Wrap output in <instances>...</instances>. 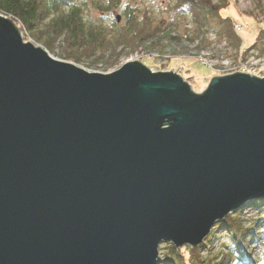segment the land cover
I'll return each instance as SVG.
<instances>
[{
	"label": "water",
	"instance_id": "1",
	"mask_svg": "<svg viewBox=\"0 0 264 264\" xmlns=\"http://www.w3.org/2000/svg\"><path fill=\"white\" fill-rule=\"evenodd\" d=\"M261 198L264 76L88 72L0 14V264H158Z\"/></svg>",
	"mask_w": 264,
	"mask_h": 264
},
{
	"label": "rangeland",
	"instance_id": "2",
	"mask_svg": "<svg viewBox=\"0 0 264 264\" xmlns=\"http://www.w3.org/2000/svg\"><path fill=\"white\" fill-rule=\"evenodd\" d=\"M218 1L222 2V0H213V2ZM105 2L106 0H85L82 13L87 23L109 26L111 18L115 15H122L123 8L130 5L137 8L138 12L147 10L154 21L162 23V27L166 26L171 30L175 28L173 36L180 38L177 41L166 39L156 41L160 37L158 36L148 39L132 50L119 47L120 56L113 64H108L105 59L95 61L93 58L86 57L76 61L64 56L60 41H56L50 47L43 40L35 39L33 35L20 28L19 24L13 22L19 28L24 42H31L44 49L54 59L69 62L88 72L110 73L126 62L138 60L152 72L172 70L178 73L195 92H202L214 76L237 71L264 76V56L258 55L255 51L256 48L252 49L251 47L253 44L259 45L256 42V37L258 24L264 23V0H228V7L220 12L222 16L231 17L239 25L240 31L238 33H241L242 45L238 51L234 49V46H228L225 38L219 41L216 31L220 25L216 20L210 19L208 26L204 28V34H200L188 16H181L176 13L177 16L171 17L172 15L161 11L158 7L155 10L153 0H120L116 9L100 10L98 5H103ZM159 2L160 0H157V4ZM174 2L175 0H161L160 3L162 4L159 3V5L164 3L169 9L174 10ZM170 12L174 15L173 11ZM185 29H189V33ZM186 36L188 39L185 40ZM189 37H192L193 40L190 41ZM242 53L248 54L244 60H242ZM256 54L257 56H255ZM262 209L263 207L260 209L253 206L245 207L240 211V218L235 217L236 226L234 229L236 228L237 231H234L238 238L230 244L233 250L238 253L237 257L241 255L248 262L259 261L264 258V221L259 225H254L256 221L264 220ZM244 233L245 235H243ZM254 235L258 237L250 242L251 236ZM167 243L169 242H160L158 246V264H174L167 263L164 259ZM228 243L225 229H218L211 242L201 247L199 251L200 260L205 264L208 260L221 256V253L228 251ZM239 262L240 260L236 261L237 264Z\"/></svg>",
	"mask_w": 264,
	"mask_h": 264
},
{
	"label": "trees",
	"instance_id": "3",
	"mask_svg": "<svg viewBox=\"0 0 264 264\" xmlns=\"http://www.w3.org/2000/svg\"><path fill=\"white\" fill-rule=\"evenodd\" d=\"M119 4L120 0H106L105 4L98 5V8L103 11H110L116 9ZM84 5L85 0H0V14L9 17L19 24L20 28L33 35L35 39L43 40L50 47L56 41H60L64 56L76 61L86 57L93 58L95 61L105 59L108 64H113L120 56L119 47L132 50L148 39L158 36L160 37L156 41L161 39L177 41L180 38L173 36L175 28L171 30L166 26L162 27V23L154 21L147 10L138 12L137 8L130 5L123 8L122 15L112 17L109 26L87 23L82 13ZM227 7L228 0H222V2L175 0L174 10H171L174 16H177L176 13L181 16H188L200 34H204V28L208 26L210 19L216 20L220 25L216 31L219 41L225 38L227 45L234 46V49L238 51L242 45L241 33L234 30V21L231 17H224L220 13ZM42 21L43 23H41ZM185 30L189 33V29ZM186 39H188L187 36ZM189 40L192 41L193 38L189 37ZM256 42L260 46L253 44L251 45L252 49L256 48L257 54L264 56V23L258 24ZM236 54L238 55L237 52ZM247 55L243 54L242 60L246 59ZM263 203L264 198H261L248 202L243 208L253 206L260 209L263 207V214ZM241 209L216 222L209 235L198 246L184 245L176 248L172 243H167L165 261L174 264H203L204 262L199 257L201 247L211 242L218 229L224 228L229 241L227 244L228 251L221 253L219 257L216 256L208 260L205 264H237V260H240L238 264H264V258L259 261L248 262L241 255L237 257L238 253L231 247L230 243L238 238L235 232L237 229H234L236 226L235 217L240 218ZM263 221L258 220L254 225H259ZM256 237L258 236H251L250 242ZM185 253H187L186 257Z\"/></svg>",
	"mask_w": 264,
	"mask_h": 264
},
{
	"label": "built area",
	"instance_id": "4",
	"mask_svg": "<svg viewBox=\"0 0 264 264\" xmlns=\"http://www.w3.org/2000/svg\"><path fill=\"white\" fill-rule=\"evenodd\" d=\"M152 1V0H151ZM156 1V2H155ZM153 2H154V5H155V10H156V8L158 7V8H160L161 9V11H165V12H168L170 15H172L171 17H173L174 15L173 14H171V12L170 11H172L171 9H169L166 5H164V3H163V5H159V3L161 2V0H160V2L157 4V0H153ZM160 4H162V3H160ZM153 6V5H152ZM233 28H234V30L238 33L239 31H240V28H239V25L238 24H236L235 22L233 23Z\"/></svg>",
	"mask_w": 264,
	"mask_h": 264
}]
</instances>
